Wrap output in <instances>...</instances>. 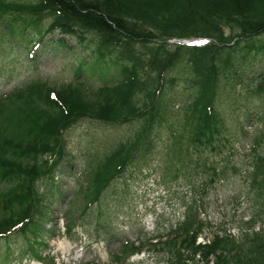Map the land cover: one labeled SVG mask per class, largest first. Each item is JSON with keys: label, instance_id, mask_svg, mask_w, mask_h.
I'll use <instances>...</instances> for the list:
<instances>
[{"label": "trees", "instance_id": "obj_1", "mask_svg": "<svg viewBox=\"0 0 264 264\" xmlns=\"http://www.w3.org/2000/svg\"><path fill=\"white\" fill-rule=\"evenodd\" d=\"M47 17L50 23L43 29ZM32 31L40 41L55 32L61 44L76 39L89 48L91 61L80 58L77 79L69 83L34 79L0 95V183L8 184L0 190V235L20 231L36 237L42 230L50 204L38 183L65 158L64 132L80 120L140 122L136 133L92 171L84 209L134 159L154 151L158 127L168 119L183 121L195 146L216 150L228 129L218 108L221 81L243 66L248 54H264V0H0V45ZM88 33L95 35L92 48L85 44ZM198 37L212 42L169 41ZM87 64L110 80L93 86L84 72ZM212 169L214 175L220 172ZM251 182L264 184V153L255 154ZM205 224L191 204L170 241L150 246L169 248L172 264H264V235L254 233V245L243 244L247 248L240 254L237 247H227L234 243L228 235L217 233L198 243ZM143 248L144 242L124 245L115 259L126 261Z\"/></svg>", "mask_w": 264, "mask_h": 264}, {"label": "rangeland", "instance_id": "obj_2", "mask_svg": "<svg viewBox=\"0 0 264 264\" xmlns=\"http://www.w3.org/2000/svg\"><path fill=\"white\" fill-rule=\"evenodd\" d=\"M49 23L50 18H45L42 28ZM30 33L13 44L0 45V95L34 79L57 85L74 81L80 58L91 56L89 48L78 46L72 37L61 44L60 34L55 32L35 44L34 31ZM94 43L95 35L88 33L85 44L92 48ZM89 65L84 72L93 86L110 80ZM221 82L218 108L228 129L216 150L195 146L183 121L168 119L158 127L154 151L134 159L130 168L135 170L112 181L88 209H84V194L92 171L116 145L136 133L140 122L113 125L84 119L66 130L67 155L58 176L54 180L43 177L38 183L54 196V212L44 216L36 237L30 233L0 237V264H172L169 248L152 249L150 243L160 238L169 242L175 235L171 227L184 218L189 204L197 205L206 223L198 241L212 239L217 233L224 236L229 227L237 239L227 247H237L240 254L247 248L243 244L251 248L253 232L264 235V184L251 182L255 154L264 153V54H248L246 63ZM259 135L263 136L261 144L256 145ZM212 166L220 169L217 175ZM143 168L155 177L147 178ZM149 179L161 185L162 179L161 191L156 190L157 183L150 185L153 188L146 186ZM7 186L0 183V190ZM145 188L153 190L140 193ZM244 216H251L262 231L256 228L238 236L251 228ZM127 241L128 245L144 242L145 248L126 261L116 260Z\"/></svg>", "mask_w": 264, "mask_h": 264}]
</instances>
